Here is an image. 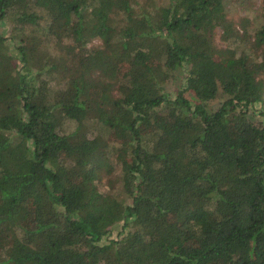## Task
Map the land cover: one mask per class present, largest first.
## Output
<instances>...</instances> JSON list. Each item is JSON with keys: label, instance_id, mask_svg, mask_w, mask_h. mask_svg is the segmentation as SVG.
Wrapping results in <instances>:
<instances>
[{"label": "trees", "instance_id": "1", "mask_svg": "<svg viewBox=\"0 0 264 264\" xmlns=\"http://www.w3.org/2000/svg\"><path fill=\"white\" fill-rule=\"evenodd\" d=\"M159 1L0 0V264H264V0Z\"/></svg>", "mask_w": 264, "mask_h": 264}, {"label": "rangeland", "instance_id": "2", "mask_svg": "<svg viewBox=\"0 0 264 264\" xmlns=\"http://www.w3.org/2000/svg\"><path fill=\"white\" fill-rule=\"evenodd\" d=\"M139 2L142 5H152L154 3H159V0H131V2ZM223 5H224V10L226 13V16L229 20L233 21L235 25L239 28V30L242 32V25L245 28V42L242 48L246 50L247 52H250L251 46L250 43H252L254 34L260 29L262 25V20H263V11H262V4L261 0H222ZM11 26L4 25L3 29L1 31L8 36L10 34ZM219 32H216L214 35V43L218 48H223L227 47L226 44H222L219 41ZM40 37H43L41 33H38ZM65 44H68L67 42H64ZM101 46V42L99 40H93L89 43L88 47H99ZM232 47V46H231ZM237 55L240 54L242 51L241 48H237L236 50ZM59 58V56H56ZM222 62L225 63L224 60ZM230 64L229 62H226V64ZM183 80V71H179L173 74L171 76L166 84H165V94L168 99L173 100L177 94V92L180 90V84L181 81ZM219 100H216L213 104L210 105V108H215L218 105ZM254 110V109H253ZM252 109L250 110L249 114L253 115L254 120L260 119L259 115L257 112L264 111V96H263V102L260 104L256 105L255 108V113L253 114ZM71 128L68 127L67 131L70 130ZM105 134V139L107 138V134ZM118 136L113 135L110 138L108 137V144L110 146H117V143L119 142V139L117 138ZM106 139V140H107ZM119 174L118 171H116L115 175ZM115 175L111 178L107 176L104 172L100 173V178L97 181V189L100 192H108L110 191V183H114V177ZM113 179V181H112ZM120 188V183L115 182L114 189L115 191H119ZM117 238V231L115 230L111 236V239H116ZM106 242V241H105Z\"/></svg>", "mask_w": 264, "mask_h": 264}]
</instances>
